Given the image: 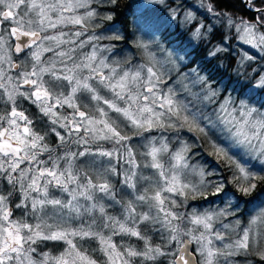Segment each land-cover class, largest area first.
<instances>
[{
  "label": "snow or ice",
  "instance_id": "snow-or-ice-1",
  "mask_svg": "<svg viewBox=\"0 0 264 264\" xmlns=\"http://www.w3.org/2000/svg\"><path fill=\"white\" fill-rule=\"evenodd\" d=\"M92 2L0 0V102L6 108L0 115V179L10 186L6 194L0 193V264H99L78 243L83 240L98 241L104 264H142L161 257L167 264H232L229 258L247 255L264 261V248L253 251L258 243L253 237L264 234L260 231L264 212L243 229L239 221L235 225L221 222L216 228L218 217L228 214L223 211L193 212L186 218L175 211L180 205L173 196L200 191L182 179L189 169V146L182 142L172 152L167 137H144L155 129L187 128L205 137L212 130L224 143L209 138L208 154L235 166L238 191L247 196L257 187L254 181H264V176L249 172L230 151L257 156L264 165V104L257 108L231 96L221 100V90L195 68L174 81L193 77L191 87L183 84L180 89L192 100L179 99L173 86L164 85L173 70L179 72L180 57L167 55L162 62L150 55L148 63L138 65L114 56L110 60V49L92 44L104 37L80 40L97 16ZM247 3L255 6L253 0ZM208 11H213L211 4ZM256 11L264 13V7ZM192 19L185 17L186 22ZM227 24L235 27L243 42L264 50V32L259 31L264 18L237 23L229 17ZM202 27H196L194 36L201 35ZM88 44L91 49L82 51ZM136 46L148 48L141 41ZM194 87L200 91L193 92ZM256 88L264 89V75L246 95L254 97ZM24 100L48 119L62 153L54 155L45 135L34 129L33 119L18 106ZM197 103L203 108L193 110ZM65 107L71 112L60 111ZM123 128L144 138L142 152L133 147V136ZM45 153L46 159H40ZM191 171L206 186L203 169ZM222 191L223 185H217L213 194ZM13 193L19 196L14 207L24 210L18 219L13 217ZM73 220L82 222L73 227ZM151 232L160 235L162 244H152ZM117 235L135 237L143 247L121 248L113 239ZM49 241L66 247L59 255L38 251V245ZM193 244L196 247L190 250Z\"/></svg>",
  "mask_w": 264,
  "mask_h": 264
},
{
  "label": "trees",
  "instance_id": "trees-1",
  "mask_svg": "<svg viewBox=\"0 0 264 264\" xmlns=\"http://www.w3.org/2000/svg\"><path fill=\"white\" fill-rule=\"evenodd\" d=\"M167 6L180 8L181 12L185 11L187 8L193 11L195 14L194 20L187 24L182 29H178V27L168 30L167 26L163 29L158 30L155 27L154 30L159 36V41H161L168 50L173 51L175 53H179V55H183L186 63L179 68V72H176L174 76L182 73L183 70L197 68L199 72L203 75L208 76L210 81L213 84V87L216 85H223L224 90L229 88L231 92L234 94H238V96L243 97L244 99H248L250 102L257 105L264 104V99L261 100L258 97H250L246 95L247 91L244 89L246 86H250L251 77L250 69L256 66L263 65L264 67V57L260 59H255L254 62L251 61L244 65V69L242 72L247 70L245 75L240 71V60L238 56H240V43L237 41V33L235 32L234 27L227 28L225 27L224 18L231 17L237 23L243 19L245 21H252L254 19L264 18V13H256L251 12L242 4L241 0H166ZM211 4L213 6V11H208V5ZM256 7H264V3L261 1L253 2ZM136 2L135 0H116V3H109L106 7H101L104 9V12H108L109 16L112 17L111 20L103 18L96 22H102L105 25L109 24L118 27L120 32V36L123 39L116 40L119 46V49L126 50L127 52H134L139 50L136 46V42H133V32L129 19L133 14V9L135 8ZM219 13V15H217ZM216 17L219 19V23L214 25L212 31L202 38H197L195 42H190L189 35L191 34L194 27L198 25L199 22H203L204 26L210 22V17ZM101 23V24H102ZM104 25V26H105ZM103 25L99 24V28H102ZM204 28V27H203ZM98 28H88L89 31L96 32ZM259 31L264 32V27L259 28ZM222 49L216 53V55H210V53L216 50V47ZM242 46V45H241ZM136 55V54H135ZM134 55V56H135ZM137 56V55H136ZM18 106L21 110H24L27 115L31 119H33V127L36 131L40 132L42 135H45V141L48 146L53 149V154H60L64 151V149L59 145L58 138L54 133L50 131V122L47 118L43 117L42 114L38 112V109L35 105H32L29 101H21ZM5 106L2 102H0V115L5 114ZM64 114H68L70 110L64 108L62 110ZM62 134L64 133L63 129H57ZM162 131L160 129H155L150 133H144V137L146 134L154 135V133H158ZM125 133L128 135H132L133 139L131 143L134 141H138L143 137H137L133 134L131 129H126ZM187 139L189 140L191 146V153L193 156V161L197 164L198 162L207 170H215L216 176L221 178L219 182L220 185H223V191L219 194H213L214 189L211 188L208 191H203L199 195L193 196V199L196 200V205L199 207L201 205L210 204L213 202L212 198H218L222 196L223 193H227L228 195H233V197L238 202V205H241L242 208L240 212L238 211L234 214L235 217H240V219L246 218V210L249 204L260 200L264 196V181H254L257 184V187L247 196L242 195L238 191V185L236 182V175L233 166L227 164L224 160H217L215 156L209 155V138L217 142L220 140L219 137L211 136L208 134L205 137L203 134L199 132H188ZM138 139V140H137ZM105 148H111V145L108 143H103ZM92 147H95L93 145ZM73 150H75L76 146H72ZM47 153L40 157V159H46ZM24 167V165H22ZM261 176H264V172L261 171ZM242 183V181H241ZM10 186L7 183L0 179V193H7ZM216 200V199H215ZM10 201L13 207V217L20 218L23 215V209H16L14 207L15 203L19 202V196L16 193L10 197ZM114 214H116L114 212ZM32 217H28L29 222H32ZM85 220L88 218L85 217ZM82 221L73 220L72 226H78ZM143 228V226H141ZM105 233L108 234V230H105ZM151 236V242L153 245L162 244V240L160 235L156 232L149 233ZM113 239L121 246V248L127 247L129 245L135 246L137 249H141L143 247V242L137 240L135 237H121L119 235L114 236ZM78 243L82 246V249H86L89 254L97 259L99 264H103L106 260V257L99 251L100 245L96 240H83L78 241ZM66 247L62 242H44L38 245V251L50 252L52 255H59L60 252L64 250ZM256 260L259 264H264L259 257H254L253 260ZM137 264H141L140 261H137ZM142 264H167V260L164 257L159 258L157 261H143Z\"/></svg>",
  "mask_w": 264,
  "mask_h": 264
},
{
  "label": "rangeland",
  "instance_id": "rangeland-1",
  "mask_svg": "<svg viewBox=\"0 0 264 264\" xmlns=\"http://www.w3.org/2000/svg\"><path fill=\"white\" fill-rule=\"evenodd\" d=\"M255 1H261V0H253ZM111 2V0H93L91 4V9L95 10L97 12V16L95 19H93L90 22V25L88 28H98L96 29V32L94 31H86V34L82 37H80V40H87L89 36L96 35V36H101L104 37L103 39L93 41L92 44H95L98 48H108L111 50V55L109 53H102L104 55H109V59L111 60L113 56L115 57L116 60L124 62V61H130V65H138V64H143V63H148L150 55H154L155 58L159 61H164L166 59L167 55H170L171 57H180L182 58L183 63H180L179 68L182 67L183 64L186 63L187 60H185L184 56L179 53H175L173 51L168 50L165 45L159 41V36L155 32L156 30L155 27H157L158 30L163 29L164 27L167 26L168 30H172L176 27L178 29H182L185 27L187 24H190V22H186L185 17L191 15L193 19L191 22L195 19L194 16L195 14L193 13L192 10L187 8L185 11L181 12L177 7H171L167 6L166 0H135L136 5L135 8L133 9V14L131 18L129 19L132 27V32H133V42L141 41L145 44L148 45L147 50L139 48L136 53L134 52H127L126 50H121L119 49V45L115 43V39H112V37L116 35H120V32H118L119 28L115 27L114 25H105L102 22H96L98 18L106 20L107 17L109 16L108 12H104V9L101 7H106ZM243 2L242 4L250 10L251 12H254V14L258 13L256 11V5L252 6L247 3V0H241ZM81 12L86 11L85 9H81ZM225 22V27L229 28L227 24V18H224ZM102 23V24H101ZM219 23V19L216 17L211 16L210 17V22L204 26L203 22H199L198 26L201 24L204 26L200 29L201 35L199 37L194 36V32L196 27L193 28L191 34L189 35V40L190 42L192 41L195 42L197 38H202L208 35L212 31V27L214 25H217ZM99 24L103 25L102 28H99ZM105 25V26H104ZM5 26H7V22L5 23ZM234 27V26H233ZM235 28V27H234ZM66 31L68 29H65ZM73 30H79L78 28L73 29ZM236 32V30H235ZM237 33V32H236ZM240 33H237V41L242 45H240V56H238L240 62V71L242 72V69H244V65L246 63H249L251 61L254 62L255 59H260L264 57V50L261 48H256L252 47L251 45L243 42L240 38ZM118 41V40H117ZM79 43V41H77ZM92 44L86 45V47L82 50L84 52H88ZM219 48V46L216 47V49ZM80 51V50H78ZM137 56H136V55ZM50 55V54H48ZM135 55V56H134ZM22 56V55H21ZM251 56L252 59H247L246 57ZM128 64H125V67L130 66ZM167 68H171L172 65H166ZM198 72L199 70L195 68ZM192 69H186L183 70L182 73H190ZM248 69H245V72H242L243 75L247 73ZM177 71L173 70L171 72V79L167 81V84L164 85V87H168L169 85L173 86L178 93V98L179 99H184L185 97H188V101H191L192 98L188 96L187 92H181L180 89L182 88L183 84H188L189 87H191V79L193 77L191 75L188 76L187 79L183 80L182 82H177L174 83V81H177V76H174ZM199 74L201 76H205L204 74L202 75L200 72ZM254 74V77H251V84L250 86H246L244 89L248 91L249 88H252L257 81L259 80V77L264 75V67L263 65H258L254 68L250 69V75L252 76ZM214 87H217L218 89L221 90L220 94V99L222 100L225 96H231V98L235 101H239L241 99L245 100L246 103H248L250 106H254L259 108L260 105H255L254 103L250 102L248 99H244L243 97L238 96V94H234L231 92L229 88L224 90L223 85L219 84ZM193 92H199L200 89L199 87H194L192 88ZM257 94L255 97H258L259 99L263 100L264 99V89H259L256 88L254 90ZM186 101V102H188ZM87 102V101H84ZM195 103V102H193ZM219 101H217V104ZM217 105H212V108L216 107ZM66 108V107H65ZM196 108H203V105L196 104L195 107H193V110H196ZM68 109V108H67ZM71 112V109H68ZM208 111H211V108L208 109ZM201 126H203V122H201ZM127 128H123V131L125 132ZM133 131V130H131ZM208 134L211 136H215L216 138L218 135L213 132L212 130H207ZM187 128H182L179 131L176 130H162L159 131L158 133H154V135L151 134H146L145 137H167V140L169 142V148L172 152L177 151L180 147L182 142H185L189 146V151L187 152V157H188V164H189V169H186L184 171V175L182 179L186 183H190L192 185H195L199 188V193H193L191 190L187 192L186 197L184 196H173L174 199H176L177 203L180 205L179 208L175 209V211L183 213L185 217L187 218L190 214L195 212L196 214H204V213H212V214H219L221 211L228 213L227 215L219 216L218 220L216 221L215 227L220 228L221 227V222L224 224H232L235 225L237 221H239L240 229H243L244 227H247L249 224V221L254 217L257 216L258 214L264 212V196L256 201L253 202L252 204H249L246 210V218L240 219V217H235L234 214H236L238 211L240 212L242 206L238 205V202L236 199L233 197V195H228L227 193H223L220 199L218 198H212L213 202L210 204H205L201 206L196 205V200L193 199V196H197L203 191H208L209 189L213 188L215 192V188L217 185H220L219 182L221 181L220 176H216V171L215 170H207L204 165L200 164L199 162L196 164L193 161V156L191 153V146L193 144L189 143V140L187 139L188 134ZM138 140V139H137ZM146 141L143 140L142 138L136 142H132L131 144L133 147L137 150V152H142L144 149L141 147L142 144H144ZM217 143H224L222 140H217ZM230 155H233L235 159L244 167L248 169L249 172L261 174V168L264 167V165H261L260 163V158L254 155H248L246 153H238L236 151H230ZM137 159H141V157H137ZM236 175L239 176V173L237 172L235 166H233ZM191 169H196L200 170L203 169L205 176V185L200 184V176L194 172L191 171ZM211 173V175H209ZM114 183H116L119 186V181L118 180H113ZM216 199V200H215ZM261 233H264V229L260 230ZM254 240L258 241V243L253 247V251H259L261 248H264V234L261 235H255L253 237ZM175 245L173 244V247ZM196 245H192L191 249H194ZM254 257H259L257 255H247V256H238V257H231L229 260L232 262V264H259L255 259L253 260ZM104 264V263H103Z\"/></svg>",
  "mask_w": 264,
  "mask_h": 264
},
{
  "label": "water",
  "instance_id": "water-1",
  "mask_svg": "<svg viewBox=\"0 0 264 264\" xmlns=\"http://www.w3.org/2000/svg\"><path fill=\"white\" fill-rule=\"evenodd\" d=\"M191 247H192V245H190V250H191Z\"/></svg>",
  "mask_w": 264,
  "mask_h": 264
},
{
  "label": "flooded vegetation",
  "instance_id": "flooded-vegetation-1",
  "mask_svg": "<svg viewBox=\"0 0 264 264\" xmlns=\"http://www.w3.org/2000/svg\"><path fill=\"white\" fill-rule=\"evenodd\" d=\"M21 55H23V54H21Z\"/></svg>",
  "mask_w": 264,
  "mask_h": 264
}]
</instances>
